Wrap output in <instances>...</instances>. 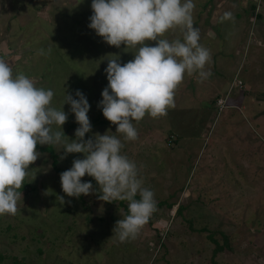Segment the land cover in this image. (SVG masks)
I'll use <instances>...</instances> for the list:
<instances>
[{
    "label": "rangeland",
    "instance_id": "1",
    "mask_svg": "<svg viewBox=\"0 0 264 264\" xmlns=\"http://www.w3.org/2000/svg\"><path fill=\"white\" fill-rule=\"evenodd\" d=\"M91 3L0 0V59L14 76L23 72L54 92L51 106H63L68 119L62 129L53 128L70 140L79 124L63 105L65 93L74 99L77 90L83 93L92 125L85 139L108 132L122 140V154L155 194L150 218L157 228L149 219L135 239L119 242L113 228L128 214V202L125 208L101 201L98 191L68 197L50 154L62 172L84 154L61 159L62 145H50V152L38 144L41 156L29 166L16 215L0 216V264H264V17L250 16L247 25L216 13L220 22L213 18L208 25L211 2L194 0L193 23L210 52L204 70L211 75L185 74L167 114L133 121L138 138L123 141L98 103L108 85L107 59L119 57L123 65L136 49L110 46L88 27ZM163 38L182 35L174 29ZM82 181L98 190L87 174ZM177 205L184 208L175 213ZM216 244L226 249L213 256Z\"/></svg>",
    "mask_w": 264,
    "mask_h": 264
},
{
    "label": "clouds",
    "instance_id": "2",
    "mask_svg": "<svg viewBox=\"0 0 264 264\" xmlns=\"http://www.w3.org/2000/svg\"><path fill=\"white\" fill-rule=\"evenodd\" d=\"M93 14L89 28L110 46L136 49L134 59L119 63V57L107 59L108 85L103 89L98 107L103 116L117 125L123 141H135L138 132L133 121L150 115L158 118L174 106L175 90L185 74L211 75L205 65L211 59L200 43L199 29L194 27V0H92ZM230 15V14H226ZM179 29L182 39L163 38L169 30ZM146 41H155L149 46ZM51 52V49H48ZM41 55L44 54L42 49ZM78 99L65 93L64 104L70 105L79 127L76 139L70 140L62 129L68 119L62 109L51 106L54 92L37 87L23 72L13 75L8 62L0 59V216L16 215L20 189L30 165L41 153L37 145H62L64 154L83 153L72 167L60 174L62 191L68 197L100 193L104 202H128V214L116 221L113 228L119 242L135 239L156 211L154 192L143 186L136 163L122 154L124 143L116 135L91 132L87 113L90 105L79 90ZM67 137V139H65ZM88 175L97 182H82ZM139 196V199L136 197ZM61 205L63 196L57 197ZM71 204V201H67Z\"/></svg>",
    "mask_w": 264,
    "mask_h": 264
},
{
    "label": "crops",
    "instance_id": "3",
    "mask_svg": "<svg viewBox=\"0 0 264 264\" xmlns=\"http://www.w3.org/2000/svg\"><path fill=\"white\" fill-rule=\"evenodd\" d=\"M211 2L212 11L210 14H206L204 18V23H208L212 25L213 18H215L216 22L219 23L220 20L219 15L216 13L230 14L226 15V17L235 15L237 19H243L247 25L250 23V16L257 18L263 16L264 17V0H209ZM254 8V9H252ZM258 8V13L255 17V9ZM241 15V17H240ZM217 17V18H216ZM248 30V28H247ZM246 30V31H247ZM245 31V33H246Z\"/></svg>",
    "mask_w": 264,
    "mask_h": 264
},
{
    "label": "trees",
    "instance_id": "4",
    "mask_svg": "<svg viewBox=\"0 0 264 264\" xmlns=\"http://www.w3.org/2000/svg\"><path fill=\"white\" fill-rule=\"evenodd\" d=\"M202 6L205 7L206 5H202ZM210 6H211V5H210ZM208 7H209V6H208ZM207 24H208V23H207ZM208 25H209V24H208ZM224 106H225V105H224ZM224 106H223V107H224ZM223 107H222V108H223ZM222 108H221V109H222ZM170 141H171V140H170ZM49 150H50V152H52L50 146H49ZM50 155H51V157H52V159H53V161H52V163H53V167H54L55 170H57L58 172L62 173L61 169L57 167V161H56V156H55V154L52 152ZM82 182H85V181H82ZM89 182H91L93 185L95 184V183L92 182V181H89ZM137 197H138V196H137ZM137 197H136V198H137ZM119 205H120V206L123 205L125 208H127L126 205H125V201H119ZM174 206H175V204H172V209H173ZM183 208H184V207H182L181 205H177L175 213H178L179 211L183 210ZM150 219H152V218H150ZM153 223H154V222H153V219H152V221L150 222L151 226L157 228V226H154ZM225 249H226L225 246H222V245H220V244H216L215 249L213 250V256H215L214 253H218L219 251H223V250H225ZM215 264H218V263L215 262Z\"/></svg>",
    "mask_w": 264,
    "mask_h": 264
},
{
    "label": "built area",
    "instance_id": "5",
    "mask_svg": "<svg viewBox=\"0 0 264 264\" xmlns=\"http://www.w3.org/2000/svg\"><path fill=\"white\" fill-rule=\"evenodd\" d=\"M258 13V8L255 9V17H256V14ZM254 18V17H253ZM218 104H219V108L221 109L224 105H225V101L224 99H221L220 101H218Z\"/></svg>",
    "mask_w": 264,
    "mask_h": 264
}]
</instances>
